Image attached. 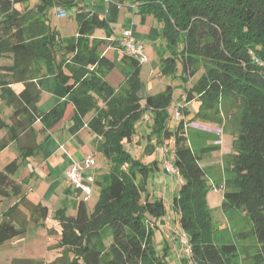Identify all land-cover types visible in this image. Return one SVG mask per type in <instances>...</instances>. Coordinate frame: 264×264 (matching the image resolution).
I'll return each instance as SVG.
<instances>
[{
  "label": "trees",
  "instance_id": "obj_1",
  "mask_svg": "<svg viewBox=\"0 0 264 264\" xmlns=\"http://www.w3.org/2000/svg\"><path fill=\"white\" fill-rule=\"evenodd\" d=\"M30 1L0 0V57L12 58L11 64L0 63V88L7 105L15 108L11 123L0 114V128L9 125L13 140L40 118L41 131L46 132L72 102L76 119L94 113L88 125L97 134V151L108 160V171L96 175L99 195L94 206L90 209L82 200L75 214L57 211L59 254L38 264H171L172 243L160 240L158 247L155 240L161 224L169 227L163 222L166 200L149 189L151 178L161 166L166 170L169 158L165 153L145 160L171 142V161L181 180L173 196L181 225L172 228L177 259L181 264H264V0H135L143 20L152 15L161 24L165 45L159 73L182 69L185 92L176 99L173 84L144 96L143 63L125 50L119 65L124 81L119 86L109 81L116 62L103 51L107 39L94 33L110 25L100 12L87 9L86 0H40L35 6ZM53 7L75 9L76 35L63 36L50 22ZM47 63L56 67L55 79L65 85L68 98L42 111ZM201 69L202 75L192 82ZM14 83L24 86L18 91ZM194 100L200 105L191 119L231 129L232 149L219 185L224 189L223 209H240L253 223L251 232L236 233L244 243L216 222L208 203L211 168L201 161L221 145L207 144L215 134L205 132L206 145L195 146L186 119L188 103ZM178 101L183 102V115L175 120ZM141 120L149 123L148 131H138ZM133 142L145 143L142 156L126 146ZM18 166L13 160L0 170V199L21 191L12 178ZM31 205L36 222L48 217L49 206ZM18 206L8 208L0 220V244L28 231L31 218L14 217ZM181 231L189 238L191 255L182 251ZM21 262L30 264L28 259Z\"/></svg>",
  "mask_w": 264,
  "mask_h": 264
},
{
  "label": "crops",
  "instance_id": "obj_2",
  "mask_svg": "<svg viewBox=\"0 0 264 264\" xmlns=\"http://www.w3.org/2000/svg\"><path fill=\"white\" fill-rule=\"evenodd\" d=\"M38 2L39 0L35 2L30 1V6H35ZM86 3L87 9L100 12L109 22V28H100L99 30L97 28L94 35L99 38L107 39L106 44L103 46V51L114 59L116 67L121 63V58L124 54V49L120 45L122 32L124 28H132L137 39L144 42L146 48L149 47L146 50H148L147 52L150 54V56L148 55L151 61L150 68H155V63L160 60L159 54L165 42L160 35L161 24L156 21L152 15L147 16V18L143 20V16L139 11V5L135 0H86ZM55 8H57L56 12L58 13L59 8ZM52 9H54V7ZM54 26L60 30L63 36L70 37L77 34L78 24L75 20L73 22L72 31L66 34L64 32H67V30H64L59 23ZM110 52H112V56ZM11 62L12 58L10 57H0L1 64H11ZM116 67L109 73L108 79L113 85L119 86L124 81L125 75L122 72V77H117L116 82H114L112 80V73L115 71ZM44 70H46L47 74L42 78V92L39 107L42 111H48L58 102L67 100L68 96L65 85L55 79L56 67L47 63L44 64ZM11 85L18 91L24 86L23 83H14ZM180 86L184 87V83L182 82L176 86L174 85L175 90ZM188 105L191 107V102H189ZM199 105L200 102L198 101L197 109ZM14 109L13 106L7 105L6 101L2 98L0 88L1 117L5 121L11 123V116ZM93 114V112H90L82 120L76 119L75 106L72 102H69L62 119L46 132L41 131L43 122L40 118L31 125L33 129H30V126L26 129H22L19 137L13 140H9L11 134L9 125L0 128V170L4 169L5 166L13 160H17L19 166L12 178L21 185V191L18 194L10 193V195L2 196L0 199V220L4 219V212L18 202L19 209L14 216L17 220L24 219V217H32L33 206L31 204L41 202L49 206V215L46 219H42L40 222H36L34 218L30 219L29 228L25 236L8 240L0 245V256L4 260V264H26L21 262L23 259L30 260V264H38L39 261L49 263L50 261H47V259L38 260L29 257L19 258L17 256H26V248H31L33 252L38 253V256H42L43 252H47V249H53L52 253L55 252L54 254L58 253L59 251L56 248V244L61 233V225L59 217L57 216V211L65 210L68 215L75 214L79 203L85 200L88 205V202L92 201L96 192L98 194L95 202L97 201L99 189L95 183L92 195L87 198L85 196L86 194L81 189L76 188L66 179V170L73 161L79 160L89 154H94L96 157L97 134L92 131L88 125ZM191 114L193 115L195 112L191 110L190 114L186 116L189 124H193L197 121H189L190 116H192ZM199 121V127L209 133L207 135L221 134L222 129L215 123L200 119ZM148 130L149 128H146L142 130V132ZM204 131L197 130L195 132L196 136L199 138L198 141L201 143L204 142L202 139L205 135ZM214 136L211 138H214ZM7 140L9 141L6 143L5 141ZM215 142L220 143L222 148V141L220 139H215L214 142L207 141V144ZM172 145V143H170L169 146L165 145L167 151L165 150L164 153H162L164 149L161 150L163 147L161 145L154 154L147 156L145 160L150 161L156 157L163 158L165 153H167L168 156L171 155L170 153L174 155V151L171 148ZM168 149H171V151ZM23 150L26 152L24 153ZM172 159L174 160V157ZM96 162L95 175L98 176L108 171L107 166L99 164L97 157ZM159 170L161 175L160 181H163V185L164 183L167 184V191L173 193L174 196L177 192L176 185L171 184L173 180L172 177L174 176L168 175V172L164 171L162 166ZM90 172L92 171L89 170L87 173ZM165 200L167 204L168 201L167 199ZM69 209L74 210L75 213H71ZM173 209L175 210L173 219L175 222L172 224L167 218L163 220L164 223L167 222L169 224L168 228L179 226L177 225V221L180 223V215L174 207ZM161 231L162 235L160 240H167L170 244L172 243V248L170 247L171 257L175 259L174 262L176 264H181V260L177 259L178 257L176 256L178 252L175 250L174 239L171 237V232L166 228H163ZM52 239L53 243H50Z\"/></svg>",
  "mask_w": 264,
  "mask_h": 264
},
{
  "label": "rangeland",
  "instance_id": "obj_3",
  "mask_svg": "<svg viewBox=\"0 0 264 264\" xmlns=\"http://www.w3.org/2000/svg\"><path fill=\"white\" fill-rule=\"evenodd\" d=\"M32 2L38 1V0H31ZM40 1V0H39ZM52 9V8H51ZM50 9V10H51ZM57 8L54 7V9H52L51 11H49V18H50V22L53 25H56L59 23V25H61L63 27L64 30H67L66 33H69L72 31L73 29V22L74 20L77 23V20L75 18V10L68 8L67 15L64 16H58V13L56 12ZM100 28H98L99 30ZM102 29V28H101ZM95 34V33H94ZM95 36V35H94ZM149 48V47H148ZM145 48L146 53H148ZM110 55L112 56V52H110ZM148 55L150 56V54L148 53ZM151 58V57H150ZM160 61V60H159ZM155 63V68H150V64L151 61L145 62L143 63V67H142V72H141V76L143 79V94H153V93H157L159 91H161L162 89L164 90L168 84H173V85H177L179 83H182L184 81L183 77H182V69H179L175 74H160L159 73V69H160V62ZM159 63V64H158ZM120 65V64H119ZM203 73V69L199 70L195 76H193V78L191 79L192 82L196 81ZM123 73L120 69L119 66L116 67L115 71H113L112 73V80L114 82H116L117 77H122ZM184 87L180 86L177 87L175 90V99L176 97L180 98L181 94L184 93ZM174 99V100H175ZM193 102V103H192ZM198 106V101H191V110L193 112H195V110L197 109ZM189 115V114H188ZM192 115V114H191ZM194 115V114H193ZM192 116H190V122H193L195 120L191 119ZM197 121L193 124H189V129H190V135L191 138L196 141L195 142V146L196 147H201V146H205V138H202L204 142H199L198 141V136H196L195 132L197 130L200 131H204L201 127H199V123L200 121L198 119H196ZM149 123L147 121L141 120L137 123V129L138 131L145 130L146 128H148ZM218 127H220L221 130V134H215L214 138H209L207 139V141H215L216 138H219L222 141V148L219 149H215L213 150L210 155L208 154L205 159H203L201 161V163L205 166H208L211 169L209 170L210 173V183H211V188L208 192V203L209 205L214 209V214H215V220L216 222L221 226V227H227L229 229L230 232H232L233 237L236 238L237 240L240 241V243H244L243 240H241L240 238H238V236H236V233L242 231V232H251L253 223L250 219V217L242 210L240 209H235V210H229L228 212H226L222 205H223V193H224V189L221 185H219V183L222 182V180L224 179V164L226 163V155L228 152L231 151L232 149V141H233V136L232 133L230 132L231 129L230 128H222L221 124L217 125ZM220 130V129H219ZM208 131V130H207ZM206 132V131H204ZM217 135V136H216ZM206 141V142H207ZM172 143V142H171ZM200 143V144H197ZM144 144L142 143V145L137 144L136 142L134 143H127L126 146L130 149V151L132 152L133 155L140 157V155H143V150H144ZM169 146V143H168ZM173 148V146L171 147ZM162 149H166L165 146H163L161 148ZM162 151V153L165 152ZM171 151V149H168ZM173 152V151H172ZM224 153V154H223ZM171 155L168 156V160L171 161L173 160L172 158L174 157V155L172 153H170ZM164 156V155H163ZM96 157L97 160L99 162L100 165H105L108 167V160L105 157V155L100 152L97 151L96 152ZM147 157V156H146ZM172 162V161H171ZM156 176L151 178L150 182H149V189L150 190H154V193L157 196H164L165 199H167V215L166 218L171 221V223L173 224V222H175L174 219V212L175 210L173 209L172 206V202H173V193L167 191V184L164 183L163 185V181H160L161 179V175H160V170H157L155 172ZM154 174V175H155ZM170 176H174L172 177L173 180L171 181V184H175L177 187V192L179 191L180 185H181V180L180 178L176 175V174H170L167 173ZM167 179V178H166ZM171 180V179H170ZM166 193V194H165ZM97 192L96 195L94 196V198L92 199V201L88 202V207L92 208L94 206V204L96 203L95 200L97 198ZM167 195V197H166ZM69 211L71 213H75L74 210L69 209ZM177 211V210H176ZM69 212V213H70ZM180 218V217H179ZM177 227H181L179 221H177ZM166 228L168 229L171 234H172V227L168 228L165 225H160L157 229L156 232V243L157 246L160 247V237L162 235V229ZM252 236V235H251ZM249 235L248 236V242H252V238ZM173 239V235L171 236ZM50 243H53V239L50 241ZM245 243H247V241H245ZM3 244V243H2ZM0 244V245H2ZM160 249V248H159ZM20 251V250H19ZM49 251V252H48ZM53 249H47V252H43L42 256H38L37 252H33L31 250V248H26L25 250V255L26 256H17L19 258H35L38 260H45L47 259V261H52L53 259H55V257H57V255L59 253H52ZM19 253V252H17ZM0 264H4V260L2 259V257L0 256ZM171 264H176L174 262V259H172V263Z\"/></svg>",
  "mask_w": 264,
  "mask_h": 264
},
{
  "label": "built area",
  "instance_id": "obj_4",
  "mask_svg": "<svg viewBox=\"0 0 264 264\" xmlns=\"http://www.w3.org/2000/svg\"><path fill=\"white\" fill-rule=\"evenodd\" d=\"M59 16L67 15L66 10L59 9ZM122 38L120 40V45L122 48L130 55L137 58L141 63L150 61L149 56L145 52L144 42L137 39L132 28H124L122 32ZM183 102L178 101L174 107V118L175 120L181 119ZM148 118V115L146 116ZM96 158L94 154H89L79 160L73 161L68 169L66 170L67 181L81 189L86 195L90 197L93 193L94 183L96 180L95 169H96ZM165 171L172 174L179 175V170L175 168L171 161L165 160ZM89 170L92 172L87 173ZM86 198V199H87ZM180 246L182 251L186 254L191 255V248L189 246V238L184 232L179 234Z\"/></svg>",
  "mask_w": 264,
  "mask_h": 264
}]
</instances>
